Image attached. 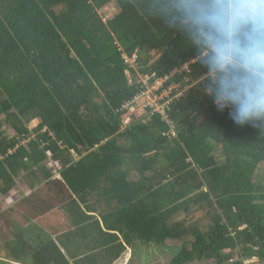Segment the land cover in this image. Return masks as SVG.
<instances>
[{"label": "trees", "instance_id": "obj_1", "mask_svg": "<svg viewBox=\"0 0 264 264\" xmlns=\"http://www.w3.org/2000/svg\"><path fill=\"white\" fill-rule=\"evenodd\" d=\"M143 7L0 0V194L18 180L64 185L70 198H58L78 228L59 238L90 250L79 264H112L138 242L147 257L170 251L169 264H264V130L217 109L194 49ZM161 82L154 95L184 92L159 99L165 113L147 105ZM42 198L21 204L43 215ZM38 237L19 259L71 264L51 236Z\"/></svg>", "mask_w": 264, "mask_h": 264}, {"label": "clouds", "instance_id": "obj_2", "mask_svg": "<svg viewBox=\"0 0 264 264\" xmlns=\"http://www.w3.org/2000/svg\"><path fill=\"white\" fill-rule=\"evenodd\" d=\"M143 11L194 49L218 110L264 130V0H144Z\"/></svg>", "mask_w": 264, "mask_h": 264}, {"label": "crops", "instance_id": "obj_3", "mask_svg": "<svg viewBox=\"0 0 264 264\" xmlns=\"http://www.w3.org/2000/svg\"><path fill=\"white\" fill-rule=\"evenodd\" d=\"M54 179L58 180V181H62L61 176L56 175ZM26 191L28 192L27 196L24 195V192H22V191H20L18 193V195L21 196L22 200H24L25 198L35 200V199H40L41 197H43L42 199L54 197L53 200L55 199L57 201L58 200L60 201V203L59 202L58 203L61 204V206H60L61 208L57 207L55 209V207H53L55 210L53 208H51L49 211H46V213L44 215H41L42 213L40 214L39 211L38 212L36 211L37 209H34V213L37 216H41V217H40V221L38 222V224L33 223L34 221L29 222V225L33 226V228H32L33 232H30L29 226L26 225V223L24 222L27 219H29L26 216V213L20 212L25 217V218H21V220H20V218H17L15 215L16 211L13 212V211H11V209H7V213H4V214H7V217L10 219L9 232L7 234H3V241H2V244H0V248L2 247L1 250L3 251V255H4L5 259L8 261V264H14V263L15 264H36L35 262H33L32 257H29V258L26 257L24 259H18V257L23 256V254H25L28 251L27 248L23 254L20 253L18 255V252H19L18 249L15 250V252H11V250H10L11 246H9V242H11V240L18 239L19 240L18 245L22 244V246H23V244L24 245L25 244H27V245L32 244L31 247L29 248V251L30 250L34 251L35 249H39V247L42 243V241L39 240L40 238L38 237V235H40V233H44V232L46 234H48V236H51L52 239L62 248L63 252L67 256V258L70 260L71 264H79V262H77L79 260V258L84 257V256L87 257L90 254V250H87V248L84 247L80 243H78L80 245H75V247H74L73 246L74 244H72V242H70L69 240L66 241L67 244H64V243H62L61 239L59 238L63 234H67L70 236H72V234L74 235L76 229L78 228V227H76V224L73 222L74 219L72 217V214L71 215H69V213L66 214V210L64 209L66 204L62 203L61 199L58 198V196L62 195V193L64 194V192L66 193L65 199L70 198L69 192L66 189V187L64 185H60V184H59V186L53 185V184L49 185V186L48 185H46V186L41 185V186L36 187L35 189L28 187ZM44 191L47 192V194L41 196V192L44 193ZM27 192H25V193H27ZM0 195L3 196V198H4V196H6L3 194H0ZM20 201H18V202H20ZM45 201H46V199H45ZM57 201H55V202H57ZM46 203H48V202L46 201ZM20 205L23 206V204H20ZM25 207H27V206L24 205L23 208H25ZM8 208H10V207H8ZM39 210H41V205H40ZM64 212L66 215L64 214ZM82 212L86 213L89 216L96 215V219L100 221V224H101L103 230L106 231L103 219L101 218L100 214H95V213L93 214L91 212L87 213L86 209L84 207L82 208ZM92 212H96V211H92ZM11 213H13L15 215V218L10 217ZM37 213H39L40 215H38ZM31 215H33V211L31 213ZM45 217H46V222L43 221L45 223V229H44L43 227H41V223ZM66 220H68V221L70 220V221L68 223H65ZM20 221H22V222H20ZM89 223H91V221L87 220L85 222V225H87ZM63 225H65V230H64V228H63V230H61V228L59 229V227H61ZM27 231H29V232H27ZM121 237L122 236L120 235V238ZM35 244H36V246L34 247ZM23 247L22 248L24 251L25 246H23ZM132 249L133 248L127 246L126 251L117 260L112 262V264H123L121 262L124 260V258H126L125 257L126 255H130L133 252L137 254L136 250H134V249L132 250ZM75 251L77 253H79L78 256H73L74 253H76ZM5 252L8 255L7 254L5 255ZM168 252H170V251L165 252L163 249H159L158 251H154L149 257L156 256V255L161 256V254L168 253ZM14 255L17 258H15ZM10 256H12V257H10ZM82 264H84V263H82ZM146 264H148V263H146ZM162 264H164V263H162Z\"/></svg>", "mask_w": 264, "mask_h": 264}, {"label": "rangeland", "instance_id": "obj_4", "mask_svg": "<svg viewBox=\"0 0 264 264\" xmlns=\"http://www.w3.org/2000/svg\"><path fill=\"white\" fill-rule=\"evenodd\" d=\"M108 8L110 10V13H112V14L116 13L117 10H118L116 7H113V8L112 7H108ZM37 125H38V122L35 121V122H33L31 124V128H35ZM7 128H8V126L4 125L3 130H7ZM9 135L11 136V133H9ZM27 188L28 187H27L26 184H24V181L18 180L17 187L14 188V190H13V192L11 194H7L6 196H4V198H3V196L0 195V244H2V241H3V234H7L9 232L10 219L7 217V214H4V213H7V209H11V211H13V212L16 211L15 215H16L17 218H20V220H21V218H25L22 213L23 212L26 213V216L29 219H27L24 222L28 226H29V222H31V221H34L33 223H36V224H38V222L40 221V217L41 216H37L35 213H33V215H31L32 212L29 210V208H27V207L23 208L24 205L23 206L20 205L23 200H22L21 196L18 195V193L20 191H22V192H24V195L27 196V194H28V192L26 191ZM25 192H27V193H25ZM46 194H47V192H45V191H44V193L41 192V195H46ZM53 198L52 197L51 198H45L48 203H47L46 206L41 207V210L43 212L49 211L53 207H55V209H56L57 207L59 208L61 206V204H59L60 201L59 200L57 201L55 199L53 200ZM18 201H20V202H18ZM55 201H57V202H55ZM8 207H10V208H8ZM20 212H22V213H20ZM37 214L40 215L39 213H37ZM64 214H65V212H64ZM15 215L13 213H11L10 217L15 218ZM43 221L46 222V217L44 218V220H42V223H41V227H43L45 229V223ZM20 222H22V221H20ZM27 232H29V231H27ZM41 237H42V234H41L40 238ZM43 238H47V236L43 234ZM18 243H19L18 239H14V240H11V242H9V246H11V248H10L11 252H15V250L18 249L19 250L18 255L20 253L23 254L25 252L26 248L29 251V248L32 245V244H28V245L27 244H25V245L23 244V246H25V249H24V251H22L24 247L22 246V244L18 245ZM35 246H36V244L34 245V247ZM144 246H146V245H144ZM144 246H143V244L141 245V242H138L137 245L134 248V250L136 249V252H137L138 255L136 253H134V252L132 254H130V255H126L125 256L126 258H124V260L121 263H123V264H146V263H148V264H152V263L153 264H162V263L169 264L172 254L163 253V254H161V256H157L156 255V256L147 257L146 254H144V253H146L145 249H143ZM139 247L140 248L143 247L142 249H143L144 252L142 250L138 251V249H140ZM151 247H153V246H151ZM151 247H150V249H151ZM1 249H2V247L0 248V264H8V261L5 259L4 255H3V251ZM6 254L7 253L5 252V255ZM10 257H12V256H10ZM14 257L17 258L15 255H14ZM246 261L248 263H255V262H258V259L254 258V257L253 258H246ZM189 264H211V263L197 262L196 261V262L189 263Z\"/></svg>", "mask_w": 264, "mask_h": 264}, {"label": "built area", "instance_id": "obj_5", "mask_svg": "<svg viewBox=\"0 0 264 264\" xmlns=\"http://www.w3.org/2000/svg\"><path fill=\"white\" fill-rule=\"evenodd\" d=\"M184 70L190 71L189 65H186ZM167 81H168V79H167ZM162 86L163 85H162V82H161L159 85L154 86L153 89H152V91L148 93V98H149V101L150 102L147 105H149L150 107H153L154 105H156V108H157L156 110L157 111H160L161 113H165L164 106H159L158 105L159 99L160 100L168 99V98H170L172 96V94L174 92H177L178 93V97H182L184 95V92L182 90L183 88H182L181 85H173L168 90H164L161 96L154 95L153 92L155 90H159ZM152 94L154 95V97L152 96ZM166 103H168V101ZM124 110H126L128 112V114H130V112H131L129 110V106H125L124 107Z\"/></svg>", "mask_w": 264, "mask_h": 264}]
</instances>
